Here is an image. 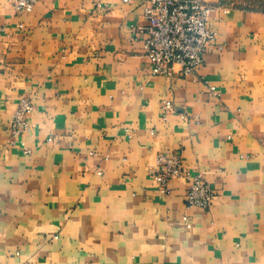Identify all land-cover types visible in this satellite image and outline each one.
<instances>
[{"label": "crops", "instance_id": "1", "mask_svg": "<svg viewBox=\"0 0 264 264\" xmlns=\"http://www.w3.org/2000/svg\"><path fill=\"white\" fill-rule=\"evenodd\" d=\"M144 1L0 0V264H264V0H202L216 41L188 77L153 74ZM160 152L208 210L160 191Z\"/></svg>", "mask_w": 264, "mask_h": 264}, {"label": "built area", "instance_id": "2", "mask_svg": "<svg viewBox=\"0 0 264 264\" xmlns=\"http://www.w3.org/2000/svg\"><path fill=\"white\" fill-rule=\"evenodd\" d=\"M43 0H10L20 14H26ZM128 2L130 0H124ZM145 28L143 55L153 66L154 75L180 74L184 77L198 76L204 64L208 47L215 43L216 32L209 25L213 7L202 0H145ZM207 83V82H206ZM212 95L219 96L214 86H209ZM172 110V102L164 100L161 112L165 118ZM33 105L29 98H21L14 117L9 122L10 132L19 137L29 128V115ZM149 174L166 195L171 190L169 183L178 179L188 184L186 204L190 207L209 209L215 192L203 173H193L182 162L180 154L160 152ZM186 225L190 226L187 217Z\"/></svg>", "mask_w": 264, "mask_h": 264}]
</instances>
